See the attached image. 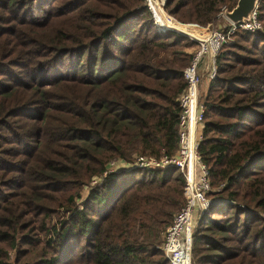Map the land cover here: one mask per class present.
I'll use <instances>...</instances> for the list:
<instances>
[{
  "label": "trees",
  "instance_id": "16d2710c",
  "mask_svg": "<svg viewBox=\"0 0 264 264\" xmlns=\"http://www.w3.org/2000/svg\"><path fill=\"white\" fill-rule=\"evenodd\" d=\"M236 1L162 12L178 30L219 29ZM257 19L221 47L203 101L198 153L222 202L197 222L192 264H264V0ZM193 46L146 0H0V264H170L160 246L182 174L106 169L175 153Z\"/></svg>",
  "mask_w": 264,
  "mask_h": 264
},
{
  "label": "built area",
  "instance_id": "2783aa9c",
  "mask_svg": "<svg viewBox=\"0 0 264 264\" xmlns=\"http://www.w3.org/2000/svg\"><path fill=\"white\" fill-rule=\"evenodd\" d=\"M155 1V2H153ZM165 0H146V5L152 13L154 21V6L163 4ZM224 8L219 14L227 25L217 30L202 29L199 27L198 38H191L194 42L190 53L191 60L183 71L186 88L178 98L180 109L178 119V148L174 154L153 156H134L130 161L112 159L107 164L106 174H117L131 170H178L184 180V205L174 215L172 223L162 234L160 250L164 253L170 264H192L193 235L197 222L203 214L215 204L222 202L208 195L212 192L209 182V171L198 153L203 127L204 106L206 96L204 84L216 79V59L221 47L226 44L230 35L236 30L255 33L262 30L257 19V9L251 14L248 21L231 23L224 18ZM163 29V27L156 22ZM99 182L94 179L88 188ZM86 194V196H87ZM80 195L79 203L86 198ZM79 205V204H78Z\"/></svg>",
  "mask_w": 264,
  "mask_h": 264
},
{
  "label": "rangeland",
  "instance_id": "374dc122",
  "mask_svg": "<svg viewBox=\"0 0 264 264\" xmlns=\"http://www.w3.org/2000/svg\"><path fill=\"white\" fill-rule=\"evenodd\" d=\"M153 2H155V1H153ZM226 11V10H225ZM224 11V12H225ZM225 18V17H224ZM220 19H222V22L219 24L220 25V27L221 26H225V24H226V22H225V20L222 18V17H220ZM155 20H156V22L158 23V24H160L164 29H168V31H171V30H174V31H176V32H178V33H180V34H183V35H186V31H184V30H181V29H176V28H172L171 26H170V20H169V18H167V16L165 15V13L164 12H162V8H161V5L160 4H158V10H157V12L155 13ZM201 28V27H200ZM202 29H207V28H202ZM209 30H217V29H213V27L212 28H209ZM190 38V37H189ZM191 39V38H190ZM171 52L172 51H167L166 53H164V54H162V56H160V58L161 59H165V58H168V57H171L170 55H171ZM206 92V91H205ZM134 153H132V158L134 157ZM131 158V159H132ZM86 194H87V189L86 188H83V189H81V191H80V195H82L83 197L84 196H86ZM79 195V196H80ZM76 204L78 205L79 204V199L77 198L76 199ZM65 217H67V215H65V213H64V211L62 210V209H58L57 210V212H56V214L52 217V219H51V221H50V223H49V228H52V227H54V226H58V224L65 218Z\"/></svg>",
  "mask_w": 264,
  "mask_h": 264
},
{
  "label": "water",
  "instance_id": "95a60500",
  "mask_svg": "<svg viewBox=\"0 0 264 264\" xmlns=\"http://www.w3.org/2000/svg\"><path fill=\"white\" fill-rule=\"evenodd\" d=\"M259 1L260 0H237L235 7L231 11L224 12V17L229 22L234 23V24L243 23L244 21H248L250 19L251 14L254 12V10L258 8ZM165 2L166 0L164 1L163 6L165 5ZM165 30H168V29H165ZM171 31L176 32L174 30H171ZM183 36H186V35H183ZM186 37L189 38V36H186Z\"/></svg>",
  "mask_w": 264,
  "mask_h": 264
},
{
  "label": "bare ground",
  "instance_id": "6f19581e",
  "mask_svg": "<svg viewBox=\"0 0 264 264\" xmlns=\"http://www.w3.org/2000/svg\"><path fill=\"white\" fill-rule=\"evenodd\" d=\"M154 14L157 12L158 10V4L156 6H154ZM198 29H192V30H188L186 31V36H189L190 38H198Z\"/></svg>",
  "mask_w": 264,
  "mask_h": 264
},
{
  "label": "crops",
  "instance_id": "0c3cea01",
  "mask_svg": "<svg viewBox=\"0 0 264 264\" xmlns=\"http://www.w3.org/2000/svg\"><path fill=\"white\" fill-rule=\"evenodd\" d=\"M226 22V21H225ZM225 25H227V22H226V24ZM192 50H193V47H191L190 49H187L186 50V52H188L189 54L192 52ZM167 51H165V52H161L160 53V56H162V54H164V53H166ZM171 56V55H170ZM168 58H171V57H168ZM168 58H165V59H168ZM204 87V91H207L208 90V86H209V84L208 83H205L204 85H203Z\"/></svg>",
  "mask_w": 264,
  "mask_h": 264
}]
</instances>
